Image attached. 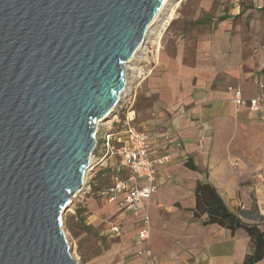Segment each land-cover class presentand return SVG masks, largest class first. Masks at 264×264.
<instances>
[{"label": "crops", "instance_id": "obj_1", "mask_svg": "<svg viewBox=\"0 0 264 264\" xmlns=\"http://www.w3.org/2000/svg\"><path fill=\"white\" fill-rule=\"evenodd\" d=\"M258 2L261 8L251 0L181 1L180 18L135 88L129 115V126L153 142L168 135L179 146L167 150L169 163L156 170L146 242L137 241L141 211L122 210L103 201L101 189L94 191L113 212L107 233L115 239L99 264H243L253 251L243 230L203 225L206 217L197 219L193 211L196 185L208 184L229 212L264 232V113L249 109L251 99L264 95V0ZM228 88L240 89V106L234 107ZM115 164L94 168H105V187ZM144 250L150 258L139 254Z\"/></svg>", "mask_w": 264, "mask_h": 264}, {"label": "water", "instance_id": "obj_2", "mask_svg": "<svg viewBox=\"0 0 264 264\" xmlns=\"http://www.w3.org/2000/svg\"><path fill=\"white\" fill-rule=\"evenodd\" d=\"M162 2L0 0V264H76L60 215Z\"/></svg>", "mask_w": 264, "mask_h": 264}, {"label": "built area", "instance_id": "obj_3", "mask_svg": "<svg viewBox=\"0 0 264 264\" xmlns=\"http://www.w3.org/2000/svg\"><path fill=\"white\" fill-rule=\"evenodd\" d=\"M251 2L255 7L261 8L258 0ZM153 30L157 34L148 33L142 48L127 63L131 66L129 68L131 74L129 79L124 78V87L111 118L104 120L103 127L102 124L97 127L96 145L93 150V152L97 151V158L93 161L95 157L93 153L91 154L89 168L85 172L86 184L87 178L90 179L89 174L97 165L101 166L109 160L116 162L112 166V182L99 191V196L107 203L117 202L122 210L142 212V224L137 234L139 243L146 242L149 238L150 221L146 213V204L156 191V170L169 163L167 150L179 146L172 136L164 135L161 142H153L152 136L148 133L129 126L135 88L149 75L155 63V55L159 51L164 29L161 30L158 26ZM261 88L263 89L264 86ZM228 91L233 94L234 107L240 106L243 103L240 89L228 88ZM249 109L254 113H264V95L260 94L251 99ZM119 196L121 197L118 200ZM110 232L118 234L119 229L112 226ZM139 254L150 258L148 250Z\"/></svg>", "mask_w": 264, "mask_h": 264}, {"label": "rangeland", "instance_id": "obj_4", "mask_svg": "<svg viewBox=\"0 0 264 264\" xmlns=\"http://www.w3.org/2000/svg\"><path fill=\"white\" fill-rule=\"evenodd\" d=\"M174 2L175 0L169 1V3L171 4H173ZM180 6L181 2L176 7H174V5L170 7L174 9V20L180 18ZM167 9L163 11L162 15L158 19V22L152 25L151 28H148L149 32L154 31L153 29L155 27H161L162 22L164 21L163 18H165L164 14L167 13ZM171 24L172 22L165 26L160 44L162 43L163 38ZM148 33L145 32V35ZM126 65L127 64H125L124 66ZM124 66L123 76L125 79H129V76L131 74L129 68L131 66L128 64V66H126V69ZM99 124H102L101 127H103L105 121H101L98 123V125ZM92 153L95 157L93 161H95V159L97 158V151H94ZM94 172L95 170L93 169L89 174L90 179L87 178V182L83 186L82 191L68 206V208L60 215L59 229L61 230L68 245L69 254L76 264H99V256L104 253V251H108L114 244L115 240L111 239L109 237V234L107 233L109 228L108 223L111 220L110 218L113 212L107 206L101 204L99 199L96 198L95 195L93 196L94 189H103L107 185L108 175L104 167L99 168L96 173ZM84 222L91 223L86 226ZM130 234L131 230H128L124 235L126 236V238H128Z\"/></svg>", "mask_w": 264, "mask_h": 264}, {"label": "trees", "instance_id": "obj_5", "mask_svg": "<svg viewBox=\"0 0 264 264\" xmlns=\"http://www.w3.org/2000/svg\"><path fill=\"white\" fill-rule=\"evenodd\" d=\"M98 190L94 189L96 192ZM195 208L194 216L200 219L205 216L203 225H217L230 233L243 230L253 245V251L247 255L243 264H256L264 258V232L256 225L243 223L239 217L229 212L216 193L208 184H197L194 190Z\"/></svg>", "mask_w": 264, "mask_h": 264}, {"label": "bare ground", "instance_id": "obj_6", "mask_svg": "<svg viewBox=\"0 0 264 264\" xmlns=\"http://www.w3.org/2000/svg\"><path fill=\"white\" fill-rule=\"evenodd\" d=\"M169 1L170 0H163V2L161 3V5H160V8H159V10L157 11V13L155 14V16L153 17V19H152V21H151V23L149 24V26L147 27V33L149 32V30H148V28H151L152 27V25H154V24H156L157 22H158V19L160 18V16L162 15V13H163V11L165 10V9H167V7H168V9H167V13L166 14H164L165 15V18H163V22H162V25H161V30L162 29H164L165 28V26L166 25H168L169 23H171L173 20H174V15H173V11H174V9L173 8H170L172 5H174V7H176L180 2H181V0H175V2L173 3V4H171V3H169ZM165 13V12H164ZM149 33H151L150 35H155V34H157V32H155V31H151V32H149ZM147 35V34H146ZM146 35L143 37V41L140 43V45L136 48V50H135V53H137L138 52V50H140L141 48H142V44H144V40H145V38H146ZM135 53H134V55L133 56H135ZM132 56V57H133ZM132 59V58H131ZM130 59V60H131ZM126 66H128V64L126 65ZM126 66H124L125 67V69H126ZM115 105L116 104H114V106L112 107V109H111V111L101 120V121H104V120H106V119H109V118H111V115H112V113L114 112V107H115ZM86 176V173L84 174V176H83V180H82V183L80 184V187L78 188V190H77V192L75 193V195H77L82 189H83V186H84V184H85V177ZM74 195V196H75Z\"/></svg>", "mask_w": 264, "mask_h": 264}]
</instances>
